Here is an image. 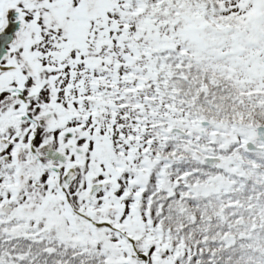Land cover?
<instances>
[{
    "label": "snow or ice",
    "instance_id": "1",
    "mask_svg": "<svg viewBox=\"0 0 264 264\" xmlns=\"http://www.w3.org/2000/svg\"><path fill=\"white\" fill-rule=\"evenodd\" d=\"M0 264H264V0H0Z\"/></svg>",
    "mask_w": 264,
    "mask_h": 264
}]
</instances>
